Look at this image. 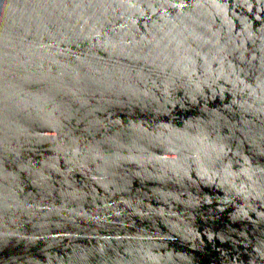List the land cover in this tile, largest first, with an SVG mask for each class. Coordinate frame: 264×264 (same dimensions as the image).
Returning a JSON list of instances; mask_svg holds the SVG:
<instances>
[{
	"label": "water",
	"instance_id": "1",
	"mask_svg": "<svg viewBox=\"0 0 264 264\" xmlns=\"http://www.w3.org/2000/svg\"><path fill=\"white\" fill-rule=\"evenodd\" d=\"M0 264H264V0H0Z\"/></svg>",
	"mask_w": 264,
	"mask_h": 264
}]
</instances>
